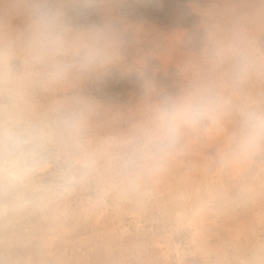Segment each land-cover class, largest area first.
<instances>
[{
    "label": "rangeland",
    "instance_id": "rangeland-1",
    "mask_svg": "<svg viewBox=\"0 0 264 264\" xmlns=\"http://www.w3.org/2000/svg\"><path fill=\"white\" fill-rule=\"evenodd\" d=\"M37 5L76 26L119 28L122 59L106 73L32 89L41 114L87 96L86 134L99 151L134 140L167 97L225 78L236 51L256 68L227 80L219 125L185 127L134 182L85 184L38 207L0 199V264H264V141L232 142L242 111L264 112V0H0V47L13 48L19 73L34 71L24 38ZM217 41L228 51L217 55Z\"/></svg>",
    "mask_w": 264,
    "mask_h": 264
},
{
    "label": "clouds",
    "instance_id": "clouds-1",
    "mask_svg": "<svg viewBox=\"0 0 264 264\" xmlns=\"http://www.w3.org/2000/svg\"><path fill=\"white\" fill-rule=\"evenodd\" d=\"M24 38L26 63L34 71L19 73L15 52L0 47V199L9 206L38 207L77 187L118 178L134 182L179 144L185 127L221 122L230 104L227 80H242L256 68L252 54L240 50L218 82L197 84L184 94L167 97L149 121L122 147L99 151L86 134L83 109L87 96L69 97L51 114H41L32 89H47L74 72L98 77L122 59L118 26L108 20L73 25L52 5H37ZM217 41V55L228 51ZM240 129L232 142L245 149L264 141V112L241 113ZM48 174V179L41 178Z\"/></svg>",
    "mask_w": 264,
    "mask_h": 264
}]
</instances>
